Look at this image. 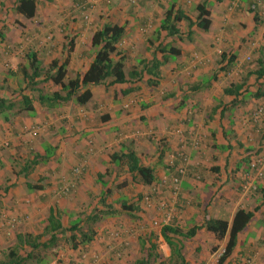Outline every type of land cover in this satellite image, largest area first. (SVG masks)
I'll list each match as a JSON object with an SVG mask.
<instances>
[{
    "label": "crops",
    "instance_id": "crops-1",
    "mask_svg": "<svg viewBox=\"0 0 264 264\" xmlns=\"http://www.w3.org/2000/svg\"><path fill=\"white\" fill-rule=\"evenodd\" d=\"M14 2L0 0V98L13 102L11 108L0 110V182L8 179L0 184L4 194L0 201L8 208L0 210V249L5 246L3 232L9 235L17 228L16 232L38 233L48 208L57 207L63 226L80 217L83 231H95L88 243L69 247L64 253L69 257H62L61 263L132 264L147 256L150 232L157 252L162 257L169 254L160 227L151 224L155 215L159 223L171 214L174 225L184 231L208 217L229 222L234 211L243 208L252 217L227 261L247 264L249 258L251 264H264V183L254 193L242 194L243 170L237 164L249 149L264 142V123H252L247 115L241 120L249 106L264 102V96H253L256 83L264 82V74L256 75L257 62L264 61V0H35L30 18L15 13ZM201 2L209 12L205 31L195 25V7ZM168 7L181 10L191 24L180 20L177 35L163 31L156 35ZM105 22L124 26L116 47L124 55L126 81L89 86L91 97L82 105L73 100L39 101L38 93L59 87L42 74L29 85L22 71V67L31 71L28 52L34 53L42 70L56 60L65 62V77L82 74L95 52L90 37ZM159 43L178 48V54L163 61L156 76L142 72L130 77V70H141L140 60L152 55L161 59ZM230 56L228 70L222 69L223 59ZM236 84L241 86L235 94L225 91ZM22 94L31 98L32 111L22 110ZM128 150L153 169V183L132 181L121 157ZM180 154L186 161L174 183ZM25 182L41 188L28 190ZM101 182L129 188L116 195L110 191L105 203L118 209L125 200L138 210L131 216L119 212L87 221L86 215L101 207L97 205ZM62 184L68 192H62ZM9 219H14L10 229ZM175 238L186 241L187 246L180 245L189 264H215L226 241L203 228L191 238ZM93 253L98 260L91 258ZM105 255L109 261L102 259ZM155 261L150 257L147 264Z\"/></svg>",
    "mask_w": 264,
    "mask_h": 264
},
{
    "label": "trees",
    "instance_id": "trees-1",
    "mask_svg": "<svg viewBox=\"0 0 264 264\" xmlns=\"http://www.w3.org/2000/svg\"><path fill=\"white\" fill-rule=\"evenodd\" d=\"M140 1L141 0H137L136 2ZM253 7L251 8L252 11ZM195 10V25L203 31L207 30L209 25V12L205 8V3H198ZM13 11L21 14L24 18H30L35 12V0H15ZM180 20H184L189 26L191 24V20L188 16L183 14L181 10L168 7L165 9L163 16L159 20L155 34L159 35V32L163 31L166 36L177 35L179 30L176 27V24ZM123 33V25L111 22H105L100 28L96 29L90 37V45L95 48L94 55L85 71L82 74L75 75L73 77H65V62L57 63L56 60H52L47 69L42 70L38 66V63L34 60V53L29 51L27 57L29 58V68L31 71L26 73L22 67L23 74L26 79H28L27 82H29V85H34L36 83L34 79L42 74L45 80H49L52 84L59 87V89L49 93H38L37 99L41 102L46 101L49 104L73 100L75 104L82 105L91 97L89 86L102 84L106 87L115 83L125 82L126 78L123 72L124 55L122 50L116 47V43L122 38ZM0 36L2 37L1 32ZM156 49L159 52H162L161 59L152 55V57L146 61L140 60L139 64L141 65V70L139 72L130 70L128 75L130 77L137 75L140 77L142 72H144L146 74H150L151 76H156L158 75L157 69L162 62L167 58L176 56L179 52L178 48L170 44L161 46V43H159L156 46ZM231 60L232 56L227 58L225 57L223 59L222 69L228 70ZM257 63L259 66L257 67L258 69L256 70V75L259 78L264 74V61ZM40 71H42V73ZM147 82H149L148 79ZM152 83L154 82L152 81ZM256 84V90L254 91L253 96L263 97L264 82L259 81ZM240 86V84H236L234 89L228 88L227 90L225 89V91L227 93L235 94ZM232 101L236 102V99ZM21 104L22 110L28 112L32 111L31 98L27 95H21ZM12 106L13 102L0 98V110H7ZM219 147L225 149L227 145ZM259 149L260 146L257 145L255 150L258 151ZM250 150L252 149H249L248 151ZM47 154L48 153L46 152L45 155ZM111 157L118 159L116 154L111 155ZM121 157L125 161L126 172L130 175L133 182H137V178V180L143 185H150L153 183L155 180L153 169L149 166L141 164L133 151L128 150L122 153ZM183 157H185L184 154L179 155L182 165L184 161ZM248 162L249 155L246 154L244 157L239 159L237 164L242 165V170H246L248 168ZM31 163L33 164L34 162ZM27 167L28 166L26 165V168L23 169L24 172H26ZM175 170L177 175L175 174L174 177H179L183 174L178 172L176 168ZM98 176H100V174H98ZM178 177L177 179H179ZM121 185H123V183ZM25 186L28 190L41 188L39 184L30 182H25ZM5 189L6 186H3L2 190ZM68 190L69 188L63 185L62 192H68ZM109 192L110 189L106 183L101 182V191L97 196V205H100L101 207L87 214L85 217L87 221L93 223L96 220H99L101 218L100 216H113L119 212H124L131 216L133 211L138 210L135 203H127L125 200H120L118 209L113 208L112 205L105 203V197L109 194ZM160 207H162V205H160ZM61 215L62 213L57 207H49L44 217V225L40 232L35 234L31 232H15L13 242L0 250V264H31L32 262L39 264L44 262V258L42 256L35 255L36 249L52 248L56 245L58 239H63L67 244H69L70 248H77L78 246L88 243L91 239H93L95 231L92 228H88L86 231H83L79 225L81 222L80 217L69 220L68 225L63 226L60 220ZM251 217V211L244 210L243 208H237L229 222L225 219L208 217L204 218L200 225H193L183 231L174 225V216H171L167 222L164 220L159 222V234L169 249L168 256L162 257L157 252V245L149 239L150 237H153V233L148 232L149 235L145 240L149 244V246L146 247L147 256L134 260L132 264H147L150 257L153 259L156 258L157 264H189L181 251V245L178 242L179 239L176 240L174 238H191L200 228H203L205 231L211 233L217 240H221L226 237L222 251L219 253L215 264H229L227 260L230 258L233 250L239 243V233L246 226ZM162 219H164V217H162ZM58 234H61V236L58 237ZM145 241L142 238V244H144ZM52 252L55 254L54 250H52Z\"/></svg>",
    "mask_w": 264,
    "mask_h": 264
},
{
    "label": "built area",
    "instance_id": "built-area-1",
    "mask_svg": "<svg viewBox=\"0 0 264 264\" xmlns=\"http://www.w3.org/2000/svg\"><path fill=\"white\" fill-rule=\"evenodd\" d=\"M128 1L130 3H134L137 0ZM247 117L252 123L264 122V102L258 103L251 111L248 112ZM32 134H35L34 130L32 131ZM249 152V162L247 164L248 168L242 171L241 181L239 182V188L242 194L254 193L257 189V185L264 183V145H260V149L258 151L253 150L252 152ZM183 160L186 161L185 157H183ZM183 170L184 166L182 164L181 166L177 167L178 172L183 173ZM74 172L77 174L78 169L75 168ZM171 180L172 182L176 183L178 179L177 177L173 176ZM146 199L147 198L145 197V200ZM171 216L172 215L168 213L164 219L167 221L169 218H171ZM153 223H155V221ZM13 225L14 219H9L6 222V226L9 229L13 227ZM91 258L96 261L99 259V255L93 253ZM250 261L251 260L249 258L245 259L247 264H251Z\"/></svg>",
    "mask_w": 264,
    "mask_h": 264
},
{
    "label": "rangeland",
    "instance_id": "rangeland-1",
    "mask_svg": "<svg viewBox=\"0 0 264 264\" xmlns=\"http://www.w3.org/2000/svg\"><path fill=\"white\" fill-rule=\"evenodd\" d=\"M257 102L258 101H256V104L253 106V107H251V106H249L248 107V111H247V113L241 118V120H243V119H245V117H246V115L248 114V112L249 111H251L256 105H257ZM264 121V120H263ZM260 124H263L264 122H259ZM258 146H260V145H264V142H262V140H261V142H259L258 144H257ZM256 145V146H257ZM256 146H254L253 148H251L252 150H250L251 152L253 151V150H255V148H256ZM248 153H250L249 151L246 153V154H248ZM103 179L104 180H106L107 182L109 181V178H107V177H104V175H103ZM7 180L8 179H6V176L5 177H3L2 179H1V182H0V184H2V185H5V183L7 182ZM126 186V185H125ZM124 186V188H126V189H128L129 190V188L126 186L125 187ZM109 188H110V191H111V193L113 194V195H116L115 193H119V194H121L122 193V190L124 189L123 188V186L122 187H120V188H118V189H116L115 188V185L113 184V185H111V186H109ZM140 190L142 191L143 190V188L142 187H140ZM1 192H3V191H0V196H2V195H4L3 193H1ZM248 194V193H247ZM247 194H245V195H247ZM145 195H147V194H145ZM1 207H0V210H4V211H7L8 210V208L4 205V203H2L1 202ZM149 207V206H148ZM150 209V208H149ZM45 213V212H44ZM156 217L155 218H153L152 219V221L153 220H155L156 222L155 223H151L152 224V226H155V228L156 227H160V223H158V221L160 220V218L158 217V215H155ZM153 228V227H152ZM0 229L3 231V226L1 225L0 226ZM158 229V228H157ZM155 234H157V230L156 229H151ZM17 231V228H13V230L10 232V234L9 235H6V234H4V232L2 233V236H1V238H2V244L4 245L5 244V246L3 247V248H5V247H7L9 244H11L12 243V241L14 240V233ZM174 239H178V238H174ZM184 241V240H183ZM181 243V245H185V246H187V244H186V241H184L183 243H182V241H180ZM161 243V242H160ZM58 245L59 246H57V248H54V249H51V248H48V249H36V251H35V255L37 256V255H39V256H42L43 258H44V262H42V263H39V264H63L64 263V260L62 261V257L63 258H65V257H69V255H67V256H65L64 257V253H66V250H68L69 249V246H68V244H66L65 243V241L64 240H60L59 242H58ZM59 247H60V250H59ZM2 248V249H3ZM1 250V249H0ZM52 250H54L55 251V254H53V252H52ZM187 252V251H186ZM61 254V255H60ZM192 254V253H191ZM127 256V255H126ZM71 257V256H70ZM59 259V260H58ZM102 259H106V255L104 256V258H103V256H102ZM106 260H108V259H106ZM109 261V260H108ZM61 262H63V263H61ZM31 264H36L35 262H32ZM68 264H72V263H68ZM150 264H157V261H155V262H151Z\"/></svg>",
    "mask_w": 264,
    "mask_h": 264
}]
</instances>
